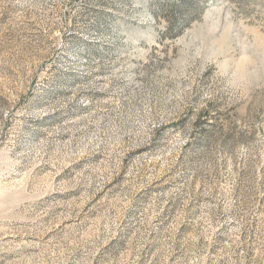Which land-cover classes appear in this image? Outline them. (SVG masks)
<instances>
[{
	"label": "rangeland",
	"instance_id": "374dc122",
	"mask_svg": "<svg viewBox=\"0 0 264 264\" xmlns=\"http://www.w3.org/2000/svg\"><path fill=\"white\" fill-rule=\"evenodd\" d=\"M0 264H264V0H0Z\"/></svg>",
	"mask_w": 264,
	"mask_h": 264
}]
</instances>
